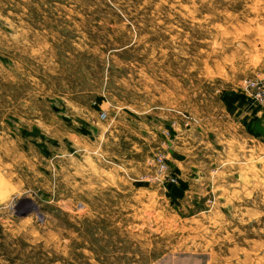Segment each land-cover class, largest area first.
Masks as SVG:
<instances>
[{
  "label": "rangeland",
  "instance_id": "rangeland-1",
  "mask_svg": "<svg viewBox=\"0 0 264 264\" xmlns=\"http://www.w3.org/2000/svg\"><path fill=\"white\" fill-rule=\"evenodd\" d=\"M259 75L264 0H0V264H264Z\"/></svg>",
  "mask_w": 264,
  "mask_h": 264
},
{
  "label": "built area",
  "instance_id": "built-area-1",
  "mask_svg": "<svg viewBox=\"0 0 264 264\" xmlns=\"http://www.w3.org/2000/svg\"><path fill=\"white\" fill-rule=\"evenodd\" d=\"M242 90L251 99L264 104V75L255 76L254 78L245 80L242 84ZM101 117L104 118L105 115L101 114ZM158 161L161 163V165L159 168H157L156 172L159 174V176L168 177L166 174L168 167L162 163V158H159Z\"/></svg>",
  "mask_w": 264,
  "mask_h": 264
},
{
  "label": "water",
  "instance_id": "water-1",
  "mask_svg": "<svg viewBox=\"0 0 264 264\" xmlns=\"http://www.w3.org/2000/svg\"><path fill=\"white\" fill-rule=\"evenodd\" d=\"M254 129H255L257 132H259V133H261V134L264 135V129L260 126V123H259V122L255 123V125H254Z\"/></svg>",
  "mask_w": 264,
  "mask_h": 264
}]
</instances>
